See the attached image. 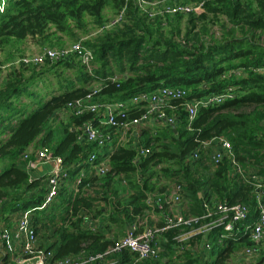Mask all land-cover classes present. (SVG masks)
<instances>
[{"label":"trees","instance_id":"16d2710c","mask_svg":"<svg viewBox=\"0 0 264 264\" xmlns=\"http://www.w3.org/2000/svg\"><path fill=\"white\" fill-rule=\"evenodd\" d=\"M195 2H203L205 12L201 16L189 14L185 33L182 30L185 15L149 21L138 0H12L9 3L0 14V54L6 62H13L17 54H22L23 42L32 40L55 47L65 39L78 40L80 34L89 32L90 25L103 27L109 6L117 15L125 9V16L122 27L106 31L95 41L84 42L95 55L98 69L94 76L82 66L76 81H60V93L37 102L30 110L25 108L15 124H12L13 112L17 110L15 101L25 95L35 97L37 93L32 89L37 77L48 75L53 68L72 67L70 60L76 57L47 62L52 66L40 72L31 68L34 66L23 65L8 72L0 88V201L5 202L0 218L8 226L21 213L31 211V225L39 248L53 252L55 258L78 255L83 250L105 252L115 239L108 240L102 232L93 230L88 226L90 220L109 213L110 224L116 223L126 232L150 211L160 214L158 227L164 228L172 214L165 199L171 184L177 183L184 190L181 209L186 220L202 218L210 209L214 217L202 220V225H206L218 218L215 208L220 203L245 204L250 207V215L233 235L229 236L223 225L213 226L210 233L190 238L182 249L175 238L193 228L181 225L162 232L158 245L172 255L170 262L227 264L243 245H252L246 231L258 216L252 176L264 180V0H184V3ZM207 15L226 16L233 27L229 34L241 28L244 37L204 42L200 31L195 30L197 22L205 20ZM203 31L208 33L206 27ZM235 71L241 72L240 75H235ZM114 77L118 78L117 82L109 79ZM93 81L103 82L97 95L102 105L128 102L161 88L187 92L184 100L171 102L177 107L179 118L175 128L157 122L150 130L139 129L140 144L150 148L151 153L146 158H137L134 145L114 147L105 154L110 156V171L104 177L90 173L86 163L97 147L80 141L83 125L88 121L99 125L100 117L71 115L68 124L57 122L67 103L91 92ZM229 88L233 89V98L216 107L201 108L189 128L188 114L181 104ZM127 113L133 120L143 111L130 106ZM107 132L115 135L117 131L109 128ZM4 135L7 137L2 138ZM218 137L231 143L244 177L236 172L233 160L228 157L218 166L209 162L201 143ZM45 147L63 159L68 177L62 180L52 204L40 210L47 194V176L32 179L23 157L31 149ZM197 151L199 159L193 157ZM83 169L87 171L75 194L73 186ZM153 194L161 198L162 209L147 203ZM207 244L212 245L210 251H205ZM159 258L144 264H160ZM112 259L116 264L134 263L129 252ZM0 264H11L9 255H4Z\"/></svg>","mask_w":264,"mask_h":264},{"label":"built area","instance_id":"2783aa9c","mask_svg":"<svg viewBox=\"0 0 264 264\" xmlns=\"http://www.w3.org/2000/svg\"><path fill=\"white\" fill-rule=\"evenodd\" d=\"M138 2L143 14H147L152 18L200 13L204 8L203 2L181 3L174 1L165 4H154L145 0H138ZM147 5H151L152 8H146ZM124 16L125 9L121 10L112 22L104 24L101 27V31L116 28L123 23ZM74 56L84 66L86 72L88 70L89 73H92L95 55L91 49L84 45L83 41H77L63 48H45L41 54L24 56L17 60L14 65L36 67L46 62L56 63ZM240 73L239 71L234 72L235 75H240ZM109 79L114 82L118 80L117 77ZM102 87L103 82L93 85L91 92L86 97L67 103L64 110L77 117L86 114L100 117L99 125H94L91 121L86 122L82 127V135L80 137L81 142L97 147L96 150L89 154L86 163L92 167L94 173L99 177H104L110 171V156L100 155V150H104L108 144L114 142L112 133L107 132V129L113 128L117 131L116 134L119 136L116 141L117 146H124L133 142L137 158H146L151 153V149L141 145L140 141L137 143L139 129L151 126L157 122L175 127L179 118L176 113L177 107L173 106L171 102L184 100L187 97V92L180 88H161L153 93L140 94L128 102L102 105L97 101V95ZM233 96V89L229 88L219 94H210L201 99L186 100L181 105L188 114L189 128L201 108L222 105L233 98ZM130 106H136L140 111H143L142 115L139 118L130 120L127 113ZM201 148L207 153L209 162L212 165L218 166L224 158L228 157L233 160L236 172L242 177L245 176L244 170L235 160L232 145L226 138L218 137L204 141L201 143ZM193 157L199 159L200 152L197 151ZM23 160L27 163L26 166L29 173L32 172L31 170L38 169L42 164L50 163L52 166L47 176V194L42 206L39 208L43 210L55 200L63 182L62 180L68 177L67 169L63 159L54 156L52 150L46 147L28 151L24 154ZM80 175V179L77 180V184L73 187L75 194L79 192L78 185L85 177L84 170H81ZM252 181L258 216L255 223L251 227L246 228L247 233L250 234L252 245L242 250L241 255L245 259H250L260 250L264 251V180L261 177L252 176ZM160 199L159 196L153 194L149 196L147 203H154L159 209H162ZM183 199V186L177 183L171 184L170 194L165 201L172 214L167 217L164 228L158 227V216L149 211L145 213L143 218L128 227L121 238L114 240L105 252L90 253L83 250L78 255L61 258H55L53 252L39 248L38 238L31 225V211L21 213L18 219L9 226L4 219L0 218V261L4 255H9L11 264H116L112 259L113 256L129 252L134 256L133 264L153 263L159 258V253L162 250L158 245L159 234L166 230L181 225L193 228L191 232L175 238L179 248L182 249L190 238L200 233H210L213 226L223 225L224 231L229 236L233 235L239 224L246 222L250 215V207L245 204L230 206L220 203L215 208L218 218L206 225H202V220L213 218L214 212L208 209L206 216L186 220L181 209ZM4 203L0 201V210L3 208ZM211 249V244L205 246V251H210Z\"/></svg>","mask_w":264,"mask_h":264},{"label":"rangeland","instance_id":"374dc122","mask_svg":"<svg viewBox=\"0 0 264 264\" xmlns=\"http://www.w3.org/2000/svg\"><path fill=\"white\" fill-rule=\"evenodd\" d=\"M154 4H165L168 3V0H154L152 1ZM177 2H181L184 3V0H177ZM146 8H152L151 5H147ZM106 14V23L105 24H109L110 22H112L116 16H117V11L114 10L111 6L107 7V9L105 10ZM202 11L200 13H197V16H201L202 14H204ZM186 16V20L183 21V26H182V30L183 33H185V31H187V28L189 26V22L187 20L189 15H185ZM149 21H153L154 18L149 16ZM165 19V18H164ZM124 24L121 23L119 26L117 27H122V25ZM116 27V28H117ZM167 27L166 24H164V28ZM203 27H206V29H208V33H205L203 31ZM102 28H98V27H93V25L89 26V32L87 34H80L79 35V39L78 40H71V39H65L62 45H54L55 47H49L47 45H43V44H39L37 42H34L32 40L26 41L25 44L28 43V48L34 51H28V53H24L23 50L21 51L22 54L20 55H16V60H14L13 62H6L5 61V57L3 55L0 54V73L2 74V72H8L9 70H11L13 67H18L16 65H14V63L19 60L20 58L24 57V56H36L39 55L43 52V50L45 48H49V49H53V48H63V47H68L70 45H72L73 43L77 42V41H83L86 42L87 40L92 39V41L97 40L96 38L99 35L104 34L106 31H113L115 30V28H112L110 30H106V31H101ZM233 27L230 25L228 19L226 16L224 15H219V16H213V15H207L205 20H199L197 22V29L195 31H200V35H201V39L204 42H219V41H223L224 39H228L231 40L233 37L235 38H243L244 37V32L241 30V28H235V33L234 34H229L230 30H232ZM166 31H168V29H166ZM87 35V36H86ZM56 41V40H55ZM46 46V47H45ZM77 59V58H76ZM73 59L72 64H74V66L72 67H59L56 71V75H57V80L60 81H64L65 79H69L71 81H74L73 78H75L76 80L78 79L79 75L81 74V72H79V69L83 66L80 61L77 59ZM52 66V65H51ZM50 64H47V62L45 64L36 66V67H31V68H36L39 72L44 70L45 67L49 68L51 67ZM84 67V66H83ZM98 69V66L95 65L93 66L92 69V73H89L87 70V73L90 76H94V72L95 70ZM2 71V72H1ZM28 70H26L27 72ZM104 80V79H103ZM100 82L98 81H93L92 85L95 84H99ZM91 85V86H92ZM59 88L60 84H59ZM59 123V121H57ZM36 149V148H35ZM34 149V150H35ZM207 154V153H206ZM51 166V164H42L41 166H39V168L43 167H49ZM38 168V169H39ZM37 170V169H36ZM36 170H31L32 172L30 173L32 175V173H34ZM250 170H254L253 168ZM38 171V170H37ZM46 172V171H43ZM34 175V174H33ZM34 179V177L32 178ZM162 185L166 184V182L163 180ZM125 185V184H124ZM112 231H113V235H114V239H118L120 237L123 236V233L125 231V229L123 227H120L118 224L113 223L112 224ZM161 249V248H160ZM242 250L240 249L239 251H237L235 254H233L231 256V258L228 260L227 264H254L252 263L253 259H245L242 255H241ZM160 264H174L173 262H170V260H173L172 255L167 253L166 251L161 250L160 251ZM177 263V262H176ZM258 264H264V262H260Z\"/></svg>","mask_w":264,"mask_h":264},{"label":"crops","instance_id":"0c3cea01","mask_svg":"<svg viewBox=\"0 0 264 264\" xmlns=\"http://www.w3.org/2000/svg\"><path fill=\"white\" fill-rule=\"evenodd\" d=\"M11 1L12 0H1L0 1V14L5 10L6 7H8V5ZM105 14H106V12H105ZM21 50H23L24 53H28V51H30L31 49L28 48V43L25 44V42H23ZM31 51H34V50H31ZM70 61L72 62V60H70ZM73 66H74V64H73ZM58 68L59 67L53 68L52 72L49 73L48 75L46 74V75H42V76L36 78L35 85H34L35 87L32 89L33 92L37 93L35 95V97L34 96L29 97L28 95H25V96H23V98L21 100L15 101V106L17 107V110L15 112H13V116H15V117L12 121V124L16 123V118L20 116L21 112L25 108H28L30 110V108L36 107L37 102L45 101V100L49 99L53 94H58L62 91V88H59V81L57 80V75H56V71ZM8 72H4V73L2 72V74L0 73V88L3 86V84L7 80ZM26 76L29 78L30 74L27 73ZM73 79H74V81H76L75 78H73ZM95 85H97V84H95ZM27 93H29V92H27ZM27 93H25V94H27ZM70 118H71V114L67 111H63L60 113L58 121L63 122L64 124H68L70 122ZM155 126H156V123L149 126V127H146V129L150 130V129L154 128ZM6 137H7V135L2 136V138H6ZM118 137L119 136L117 134L113 135V138H114L113 141L114 142L111 144H108V146L104 150H100V154H102V156L105 155L107 152L111 151V149H113L114 147H117L116 141H117ZM141 139H142V137L138 139L137 143H139V141ZM127 145H134L135 146V144L133 142H130ZM127 145H124V146H127ZM120 146H122V145H120ZM31 150H34V149H31ZM51 168H52V166L45 167V168L41 167V168L37 169L38 171L36 170L34 173H32V175L30 174L31 178L34 177V179H38L42 176H48V173L50 172ZM89 169H90L89 172L94 174V171H93L91 166H89ZM83 170L86 174L87 170L86 169H83ZM43 171H46V172H43ZM80 177H81V175L79 174L78 180L80 179ZM155 214L158 216L157 220L159 223L160 214H157V213H155ZM108 218H109V213H103L96 220H94V219L90 220L88 222V226L93 228V230L96 229V230L102 232L104 234V236L106 237V239L113 240L114 239V235L112 234L113 233V231H112L113 227L110 224V221L108 220ZM124 233H125V231H124ZM124 233H123V235H124ZM245 248L246 247L243 245V249H245ZM250 259H253L252 263H254V264L264 262V251L260 250L257 254L252 256Z\"/></svg>","mask_w":264,"mask_h":264},{"label":"water","instance_id":"95a60500","mask_svg":"<svg viewBox=\"0 0 264 264\" xmlns=\"http://www.w3.org/2000/svg\"><path fill=\"white\" fill-rule=\"evenodd\" d=\"M173 128H175V127H173Z\"/></svg>","mask_w":264,"mask_h":264}]
</instances>
